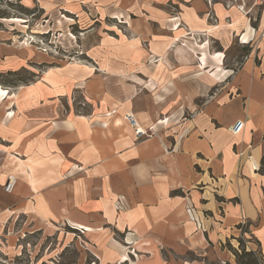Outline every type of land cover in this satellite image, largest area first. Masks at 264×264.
<instances>
[{"label": "crops", "instance_id": "0c3cea01", "mask_svg": "<svg viewBox=\"0 0 264 264\" xmlns=\"http://www.w3.org/2000/svg\"><path fill=\"white\" fill-rule=\"evenodd\" d=\"M24 4L124 31L37 83L46 104L0 94V230L70 227L96 264H238L240 240L264 262V0ZM16 53L0 40V65ZM80 86L88 114L69 103Z\"/></svg>", "mask_w": 264, "mask_h": 264}, {"label": "rangeland", "instance_id": "374dc122", "mask_svg": "<svg viewBox=\"0 0 264 264\" xmlns=\"http://www.w3.org/2000/svg\"><path fill=\"white\" fill-rule=\"evenodd\" d=\"M116 29L124 31L120 23L110 19L102 23L77 21L74 24L60 15L55 18L45 16L38 7L27 8L24 0H0V35H3L0 40L15 45L20 51L13 60L0 65V90L5 96L20 94L26 110H29V95L37 94L39 101L42 99L46 104L45 89L38 84L35 91L36 84H46L49 76L56 81L59 78L53 73L60 75L71 63L91 66L93 60L89 51L93 45L103 34L112 36V30ZM256 57L258 60L259 55ZM238 60L242 62L241 56ZM82 89L83 86L76 87L69 103L74 105V110L88 114L93 106ZM56 100L62 110L68 109L66 98L58 96ZM0 264L96 262L83 248V239L78 231L62 225L36 227L28 217L22 216L15 222L12 219L0 230Z\"/></svg>", "mask_w": 264, "mask_h": 264}, {"label": "trees", "instance_id": "16d2710c", "mask_svg": "<svg viewBox=\"0 0 264 264\" xmlns=\"http://www.w3.org/2000/svg\"><path fill=\"white\" fill-rule=\"evenodd\" d=\"M261 174L264 176V155L261 162V168H260ZM240 250H234L230 247V249L233 251V253L236 256V260L238 264H264L261 256L259 253L255 252H248L244 246L243 240H240Z\"/></svg>", "mask_w": 264, "mask_h": 264}, {"label": "built area", "instance_id": "2783aa9c", "mask_svg": "<svg viewBox=\"0 0 264 264\" xmlns=\"http://www.w3.org/2000/svg\"><path fill=\"white\" fill-rule=\"evenodd\" d=\"M127 120L135 128V133H136L138 138H142V137L146 136V133L139 127V125H138V123H137V121L133 115H128ZM243 127H244V124L241 123V125L238 128H236V126L231 127V131L233 134L237 135L241 132ZM253 163H254V169L259 170V166L255 163V161ZM15 185H16V180H12V178H11L5 187V191L7 193H12L14 188H15Z\"/></svg>", "mask_w": 264, "mask_h": 264}, {"label": "bare ground", "instance_id": "6f19581e", "mask_svg": "<svg viewBox=\"0 0 264 264\" xmlns=\"http://www.w3.org/2000/svg\"><path fill=\"white\" fill-rule=\"evenodd\" d=\"M0 94H3V91L0 90ZM253 165H254V163H253Z\"/></svg>", "mask_w": 264, "mask_h": 264}]
</instances>
